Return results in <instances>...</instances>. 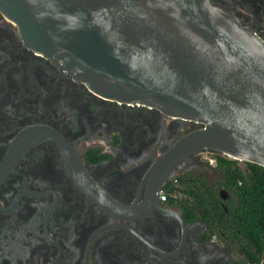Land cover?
Listing matches in <instances>:
<instances>
[{
  "label": "flooded vegetation",
  "instance_id": "flooded-vegetation-1",
  "mask_svg": "<svg viewBox=\"0 0 264 264\" xmlns=\"http://www.w3.org/2000/svg\"><path fill=\"white\" fill-rule=\"evenodd\" d=\"M210 1L264 44V0ZM198 127L93 93L0 15V264H243L220 226L184 207L203 182L224 200L213 152L149 172Z\"/></svg>",
  "mask_w": 264,
  "mask_h": 264
},
{
  "label": "water",
  "instance_id": "water-1",
  "mask_svg": "<svg viewBox=\"0 0 264 264\" xmlns=\"http://www.w3.org/2000/svg\"><path fill=\"white\" fill-rule=\"evenodd\" d=\"M0 15L93 93L199 125L154 160L159 179L199 151L264 167V44L210 0H0Z\"/></svg>",
  "mask_w": 264,
  "mask_h": 264
},
{
  "label": "trees",
  "instance_id": "trees-1",
  "mask_svg": "<svg viewBox=\"0 0 264 264\" xmlns=\"http://www.w3.org/2000/svg\"><path fill=\"white\" fill-rule=\"evenodd\" d=\"M213 156L226 198L220 200L203 182L202 188L183 190L184 207H193L200 218L220 226L246 257L243 264H264V167L248 162L240 167L236 160Z\"/></svg>",
  "mask_w": 264,
  "mask_h": 264
},
{
  "label": "built area",
  "instance_id": "built-area-1",
  "mask_svg": "<svg viewBox=\"0 0 264 264\" xmlns=\"http://www.w3.org/2000/svg\"><path fill=\"white\" fill-rule=\"evenodd\" d=\"M204 160H205V163L210 167H215L217 164L216 158L212 154L205 156ZM166 196H167V193L164 189L159 191L158 198L160 201H163Z\"/></svg>",
  "mask_w": 264,
  "mask_h": 264
},
{
  "label": "rangeland",
  "instance_id": "rangeland-1",
  "mask_svg": "<svg viewBox=\"0 0 264 264\" xmlns=\"http://www.w3.org/2000/svg\"><path fill=\"white\" fill-rule=\"evenodd\" d=\"M212 154H213V153H212ZM208 155H209V154H208ZM221 156H222V155H221ZM223 157H225V156H223ZM225 158L230 159V158H228V157H225ZM236 165L242 167V166H243V162H242V161H238V160H236ZM211 175H212V174H211Z\"/></svg>",
  "mask_w": 264,
  "mask_h": 264
}]
</instances>
